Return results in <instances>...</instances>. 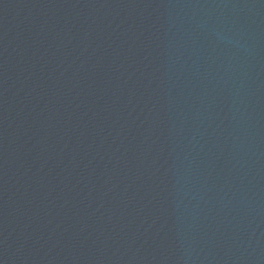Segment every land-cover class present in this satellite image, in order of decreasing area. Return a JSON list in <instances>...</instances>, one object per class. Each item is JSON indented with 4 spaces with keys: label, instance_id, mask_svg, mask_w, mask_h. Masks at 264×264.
<instances>
[{
    "label": "water",
    "instance_id": "water-1",
    "mask_svg": "<svg viewBox=\"0 0 264 264\" xmlns=\"http://www.w3.org/2000/svg\"><path fill=\"white\" fill-rule=\"evenodd\" d=\"M0 238L264 264V0H0Z\"/></svg>",
    "mask_w": 264,
    "mask_h": 264
}]
</instances>
